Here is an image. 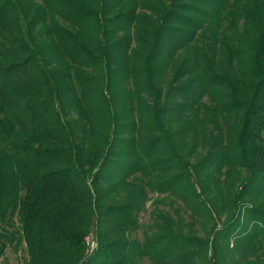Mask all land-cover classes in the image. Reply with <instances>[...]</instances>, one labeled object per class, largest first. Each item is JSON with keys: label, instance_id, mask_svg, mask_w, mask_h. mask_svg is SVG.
<instances>
[{"label": "trees", "instance_id": "trees-1", "mask_svg": "<svg viewBox=\"0 0 264 264\" xmlns=\"http://www.w3.org/2000/svg\"><path fill=\"white\" fill-rule=\"evenodd\" d=\"M24 243L264 264V0H0V254Z\"/></svg>", "mask_w": 264, "mask_h": 264}, {"label": "rangeland", "instance_id": "rangeland-1", "mask_svg": "<svg viewBox=\"0 0 264 264\" xmlns=\"http://www.w3.org/2000/svg\"><path fill=\"white\" fill-rule=\"evenodd\" d=\"M151 195H154V197H155L157 194L150 193V196ZM151 203H152V200L147 202L146 210L144 212H142V214H141L143 224H146L147 222H149L151 220L150 212L153 209V205H151ZM167 203H168L167 201L162 202L160 204V206L163 208H165V207L168 208L169 205ZM143 229L144 228H141L135 234V236L141 240H143ZM95 242H96L95 247H97L98 243H97V241H95ZM27 259H28V255L26 252L25 243L21 244L18 248L14 247L12 244L8 245L5 249V251L3 252V254H0V264H28ZM138 264H158V263L154 262L149 257H144L141 261H139Z\"/></svg>", "mask_w": 264, "mask_h": 264}, {"label": "built area", "instance_id": "built-area-1", "mask_svg": "<svg viewBox=\"0 0 264 264\" xmlns=\"http://www.w3.org/2000/svg\"><path fill=\"white\" fill-rule=\"evenodd\" d=\"M94 235L93 234H90L88 237H87V241H88V244L90 246L91 249L95 248V240H94Z\"/></svg>", "mask_w": 264, "mask_h": 264}]
</instances>
